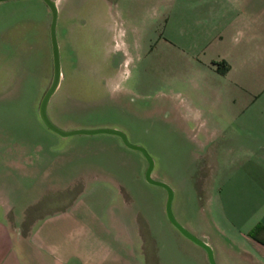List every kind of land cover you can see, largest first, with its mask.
Segmentation results:
<instances>
[{
  "label": "rangeland",
  "instance_id": "obj_1",
  "mask_svg": "<svg viewBox=\"0 0 264 264\" xmlns=\"http://www.w3.org/2000/svg\"><path fill=\"white\" fill-rule=\"evenodd\" d=\"M54 1L60 76L49 119L122 130L170 187L178 222L212 243L240 244L223 209L229 215L227 197L264 174V6L252 18L225 3L214 12L212 0ZM48 24L43 0H0V178L13 179V213L81 196L138 223L160 264H192L199 247L168 220L166 189L145 179L138 149L112 133L62 136L40 120Z\"/></svg>",
  "mask_w": 264,
  "mask_h": 264
},
{
  "label": "crops",
  "instance_id": "obj_2",
  "mask_svg": "<svg viewBox=\"0 0 264 264\" xmlns=\"http://www.w3.org/2000/svg\"><path fill=\"white\" fill-rule=\"evenodd\" d=\"M212 1L213 11L225 3L252 18L253 8L264 6L262 0ZM259 148L258 155L264 158V143ZM12 181L8 173L0 178V264H160L156 245L151 241L145 247L138 223L124 224L115 212L103 215L81 196L64 205L39 209L34 203L13 213L8 196ZM248 183H253V190L237 188L233 197H227L229 215L223 209L229 233L241 243H212L196 235L211 247L215 264H264V174ZM196 245L192 264H209L205 250ZM172 262L191 264L186 257Z\"/></svg>",
  "mask_w": 264,
  "mask_h": 264
},
{
  "label": "water",
  "instance_id": "obj_3",
  "mask_svg": "<svg viewBox=\"0 0 264 264\" xmlns=\"http://www.w3.org/2000/svg\"><path fill=\"white\" fill-rule=\"evenodd\" d=\"M45 4L48 7L49 10V24H48V34H49V40H50V51H51V63H52V71H51V77L50 81L43 91L42 95L40 96V99L38 101V107L37 112L40 120L42 123L49 128L50 130L56 132L59 135H69L73 133H96V132H106V133H112L119 136L120 140L123 144H125L128 147L138 149L145 157L146 159V168L144 171L145 179L148 182L159 184L163 186L166 189V197L164 201V211L168 218V220L187 238H189L191 241L195 242L199 246H201L206 253L207 260L209 264H215L212 256L211 247L207 242H205L203 239L199 238L198 236L194 235L190 231H188L180 222L176 220V218L173 216L171 209H170V199H171V189L170 187L163 181L154 179L150 176V169L152 167V159L146 152V150L143 148V146L138 144H133L129 142L124 134V132L118 128L110 127V126H96L91 128H84V127H77V128H70V129H64L57 125H55L48 117L46 113V103L51 95V93L54 91L58 84L60 72H59V55H58V46H57V40L55 36V20H56V6L54 0H43Z\"/></svg>",
  "mask_w": 264,
  "mask_h": 264
}]
</instances>
